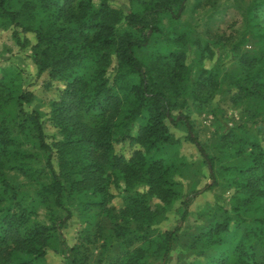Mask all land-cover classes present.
I'll use <instances>...</instances> for the list:
<instances>
[{"label": "rangeland", "instance_id": "rangeland-1", "mask_svg": "<svg viewBox=\"0 0 264 264\" xmlns=\"http://www.w3.org/2000/svg\"><path fill=\"white\" fill-rule=\"evenodd\" d=\"M23 1L14 0L11 7L24 12V22L33 24L48 17L44 12L36 14L34 9L26 10ZM49 2L55 3L57 7L65 5L64 0ZM156 2L108 0L107 4L110 9L126 14ZM102 3L103 0H68L66 7L72 15L66 26L78 27L81 23V8L86 10L90 18ZM51 10H54V6H49ZM56 17L52 15L51 20ZM62 21H59V25ZM123 23L121 21L119 26ZM12 32V25L0 18V82L3 84L0 98L5 102L12 92H34L35 100L26 106V110H40L44 114L48 142L61 140L62 136L49 122L52 105L59 101L62 91L76 78H79L80 86L95 84L93 82L100 70L99 65L93 61L97 51L87 50L84 62L65 80L53 79L49 73L39 77L30 51L31 45L35 43L34 36L21 35L22 39L28 38L31 44L23 48ZM175 53L188 56L192 66V80L200 77L202 68H218L219 88L214 90L209 85L210 76L206 74L200 82L207 86L202 89L199 97L187 98L188 105L183 110L190 116L193 134L204 146L206 153L215 158L217 184L195 196L189 208V216L182 222L184 196L202 190L212 182L211 166L198 147L189 140L188 130L182 124L178 127L170 126L177 143L159 145V148L145 151L136 141L140 127L146 123L147 115L143 113L133 122L126 139L114 144L113 154L129 161L135 152L141 151L145 159L140 162V166L135 165L130 169L133 172H139L141 167L145 172L153 159H162L164 167L170 171L169 178L176 184L174 189L178 194L167 201L155 194L147 195L144 204L148 206L154 221L152 225L144 224L142 214L123 221V211L132 208L125 190L132 188V191H141L147 185L136 181L138 173L133 175L132 185L127 186L124 170H115L106 165L105 172L97 180L103 192L89 187L83 190L82 197L77 198L76 193L68 189L67 202L74 216L66 223L62 234L58 233V244L46 247L45 264H73L67 246L77 249L78 264H161L155 240L158 234L172 231L177 226H181V229L174 236L167 264H264V196L259 192L264 189V183L259 182V190L254 194L239 185L249 175L245 170L253 165L251 149L248 148L242 156H236L233 147L218 146L222 136L226 137L227 143L236 141L237 136L241 139L242 131H234L233 128L244 126L243 131L247 132L250 142L258 141V146L263 150V156H260L261 151L253 149L259 157L256 164L260 172L264 170V101L251 99L249 104L247 97L240 98L238 102L234 98L238 93L235 80L245 76L249 60L264 57V0H188L180 20L174 21L168 14L163 15L162 32L153 35L148 45L137 50L145 66H149L158 54ZM115 70L116 64L112 62L106 76L113 78ZM129 86L125 83L116 88L122 105L119 116L125 114L134 103L133 96L128 93ZM204 99L207 102L199 105ZM256 110L263 114L255 118ZM101 119L99 114L93 112L85 117L88 123L96 125ZM116 132L122 133V127ZM22 149H28V154L35 152L27 145ZM11 151V156L3 158L2 170L4 179L10 185L20 188V195L18 201L11 200V193H6L0 183V219L8 213L3 209L17 213L21 208H29L26 228L51 227L54 219L63 217V211L37 202L39 195L34 190L37 183L35 185L18 170L12 156L15 151ZM227 217L231 218L228 231L221 235H211L214 226L224 222ZM63 241L66 246L62 244ZM139 251L143 252L141 258Z\"/></svg>", "mask_w": 264, "mask_h": 264}, {"label": "trees", "instance_id": "trees-1", "mask_svg": "<svg viewBox=\"0 0 264 264\" xmlns=\"http://www.w3.org/2000/svg\"><path fill=\"white\" fill-rule=\"evenodd\" d=\"M13 1L0 0V18L12 25L13 37L23 48L31 44L28 38L22 39L21 35L34 36L35 43L31 45L30 51L39 77L49 73L53 79L65 80L84 62L89 49L97 51L93 61L99 65L100 70L93 86H80L79 78H76L62 91L59 101L53 103L49 122L62 136L61 140L48 142L44 114L40 110H26V106L35 100L34 92H12L5 102L0 98V183L5 192L11 193V200L18 201L20 188L10 185L4 179L2 170L3 158L11 156L10 152L13 150L15 154L12 156L18 170L35 185L37 183L34 189L39 195L37 202L61 209L64 213L63 217L53 220L51 227L26 228L29 208H21L17 213L11 209H3L8 213L0 219V264H45L46 247L58 244V233L74 216L67 202L68 189L75 192L77 198L82 197L83 190L89 187L103 192L104 189L97 180L105 172L106 165L115 170L123 169L127 186L132 185V177L138 173L136 181L147 185H142L141 191H132V188L125 190L132 208L123 211L122 220L142 214L144 224L154 223L144 202L148 194H155L164 201L178 194L174 189L176 184L169 178L170 171L164 167L163 160L157 158L152 160L153 163H150L145 172L142 167L139 172H133L130 169L135 165L140 166V162L145 159L141 151L135 152L129 161L113 154L114 144L126 139L133 122L143 113L147 115V119L140 127L136 141L145 151L159 148V145L177 143L170 126L178 127L182 124L188 130L189 140L198 147L211 166L212 182L202 190H195L184 196L181 216V221L184 222L189 216V208L195 196L212 189L217 180L215 158L206 153L204 146L193 134L190 116L183 110L188 105L187 98L199 97L202 89L207 86L200 82L206 74L210 76L209 85L214 90L219 88L218 68H202L200 77L192 80V66L185 53L158 54L149 66H145L138 57L137 50L148 45L153 35L162 32L163 15L168 14L174 21L180 20V14L185 10L188 0H157L155 4L142 10H132L126 14L110 9L108 0H103L102 6L90 18L86 15V10L81 8V23L78 27L66 26L72 15L66 7L68 0H64L65 5L60 7L49 0H24L26 10L34 9L36 14L44 12L48 15L42 22L35 21L33 24L23 21L24 12L12 9ZM49 6H54V10L50 12ZM52 15H56V19L51 20ZM121 21L124 23L120 27ZM112 62H115L116 70L113 78H110L106 74ZM125 83L130 85L128 93L133 96L134 103L125 114L119 116L122 105L116 88ZM2 85L0 82V89ZM235 86L238 92L234 96L235 102L245 97L249 104L251 99L264 101V57L249 60L245 76L235 80ZM205 102L206 99L201 100L199 105ZM91 112L101 116L98 125L85 120ZM261 114L263 112L256 110L254 117ZM120 127L123 132H116ZM244 128L242 125L233 128L234 131H242L241 139L237 136L236 141L227 143L226 137L222 136L218 146L233 147L236 156H242L248 148L251 149L253 165L245 170L249 175L239 185L254 194L259 190V182L264 183V170L260 172L256 164L259 157L253 149L260 150V156H263V150L258 146V141L250 142ZM25 145L35 152L28 154V149H22ZM259 192L264 196V189ZM230 219L227 217L224 222L217 223L211 235H221L228 231ZM180 229L181 226H177L172 231L158 234L155 241L161 264H167L174 236ZM62 244L66 246L65 241ZM67 251L72 263L78 264L77 249L67 246ZM138 254L141 258L143 252L139 251Z\"/></svg>", "mask_w": 264, "mask_h": 264}]
</instances>
